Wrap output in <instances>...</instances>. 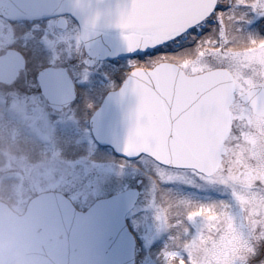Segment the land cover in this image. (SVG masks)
I'll return each instance as SVG.
<instances>
[{
    "label": "rangeland",
    "instance_id": "1",
    "mask_svg": "<svg viewBox=\"0 0 264 264\" xmlns=\"http://www.w3.org/2000/svg\"><path fill=\"white\" fill-rule=\"evenodd\" d=\"M248 19L263 25L262 17L251 15ZM25 29L0 20V55L18 47L24 50L20 52L30 54L31 50L24 44L29 37L37 44L36 53L28 57L29 68L20 73L18 80L11 85L0 84V200L22 214L30 199L55 191L86 210L99 199L137 189L139 200L127 215L139 241L136 264H166L164 253L176 250L173 240L178 236L191 253V264H210L207 245H202L199 255L194 252L209 235L195 244L185 242L195 235L198 226L189 224V218L202 222L206 218L203 207L210 204L234 213L231 220L217 214L206 218L219 225L214 233L223 222L227 224L228 234H240L241 225L244 233H259L254 224L256 218L264 219V208H259L255 204L257 200L248 194L254 192L253 183L229 178L228 173L200 183L183 171L169 172L174 179L161 180L160 170L145 157L124 161L113 157L108 150L98 149L86 126L92 105L55 112L35 82V73L41 68L68 65L80 87L91 88L90 92L95 90L86 97L95 107L106 90L119 86L131 72L130 59L88 66L78 30L59 33L51 28L39 36ZM262 55L264 49L258 48L229 57L247 59ZM163 206L168 229L157 220L158 209ZM185 228L189 229L187 236Z\"/></svg>",
    "mask_w": 264,
    "mask_h": 264
},
{
    "label": "snow or ice",
    "instance_id": "2",
    "mask_svg": "<svg viewBox=\"0 0 264 264\" xmlns=\"http://www.w3.org/2000/svg\"><path fill=\"white\" fill-rule=\"evenodd\" d=\"M249 14L264 18V0H129L119 13L116 26L127 33L131 67L125 90L137 98L135 126L123 150L151 160L161 180L174 179L168 175L173 171L200 183L224 173L246 177L241 141L253 117L264 115V62L249 65L226 50L233 38L243 36L240 25L251 23ZM222 211L227 219L234 217L230 209ZM157 220L168 229L164 206ZM189 224H198L185 240L191 244L219 228L206 218L197 223L190 217ZM234 237H229L233 244ZM247 241L233 264H264L259 252L264 236ZM174 246L164 253L166 264H191L190 251Z\"/></svg>",
    "mask_w": 264,
    "mask_h": 264
},
{
    "label": "water",
    "instance_id": "3",
    "mask_svg": "<svg viewBox=\"0 0 264 264\" xmlns=\"http://www.w3.org/2000/svg\"><path fill=\"white\" fill-rule=\"evenodd\" d=\"M128 3L129 0H0V17L21 22L69 15L79 25L84 50L94 64L129 58L124 40L127 33L116 26L119 13ZM25 65L24 57L15 50L0 56V83H14ZM36 80L53 110H65L75 100L67 68L43 69ZM128 80L129 75L119 89L105 96L90 119V127L100 146L132 161L140 156H127L123 150L135 126L137 105V98L125 90ZM138 199L139 191L128 189L80 211L62 193L45 192L31 199L21 215L0 201V264H136V239L126 216Z\"/></svg>",
    "mask_w": 264,
    "mask_h": 264
},
{
    "label": "flooded vegetation",
    "instance_id": "4",
    "mask_svg": "<svg viewBox=\"0 0 264 264\" xmlns=\"http://www.w3.org/2000/svg\"><path fill=\"white\" fill-rule=\"evenodd\" d=\"M248 17L251 18V14H249ZM5 23L11 26H14V27L23 26L28 30L26 31L25 29L23 31H26V32L33 31V34H37L39 36H42L43 33H45V30L50 31L51 28H55L56 31L59 33L69 31V30H72V31L78 30L76 23L68 16L57 17V18L44 20V21H35L32 23H22V24H11L8 22H5ZM258 23L259 22L256 20V21H252L251 24H249L248 26L240 25V27L243 29V32H242L243 36H238V37L233 38V42L228 46L226 50V54L228 56L232 57L234 53H237L240 55V53H247L252 50H256L258 48L264 49V40H257L256 42H250L249 39L247 38L248 35H252L253 37L264 39V19H263V25L258 26ZM19 39L21 40V37H19ZM34 40L35 39L31 37H29L25 41V43L22 40V43L26 44L31 50L30 54L28 52L27 53L22 52V54L25 56L27 61L29 60L28 57H30V55L36 53L37 44ZM19 51H24V50L22 49ZM34 57H36V54ZM244 60H247L249 65H256V64H260L264 62V55L259 56V57H254V58H247ZM83 62L85 63V61ZM226 63H232V60L230 59L226 61ZM28 64H29V61H28ZM65 66L69 70V66L68 65H65ZM53 67H62V66H53ZM72 79L76 87L77 99L83 96V100L84 99L86 100H84L83 103H82L83 100L79 103L76 101L73 104H71L67 109H84L83 106L87 104L86 106L92 105L93 111H94L96 107H94L92 102L86 97L91 96L90 93L95 92V90L93 92H90L91 88L80 87L76 79L75 78H72ZM119 86H117L116 88H118ZM95 88H96V85H95ZM116 88H113V89L111 88L108 91L114 90ZM107 92H105L104 95ZM87 122H88V127H89V120ZM246 132H247L246 137L241 141V145H242L241 157H242L243 168H244V171L246 172V177L240 178V179H244L245 181H248L251 184L252 183L254 184L253 186L254 192L253 193L249 192L248 194L252 196L253 200H257V203L255 202L253 203H255L259 208H264V164L261 163V161H264V118L255 115L253 119L251 120V122L248 123ZM245 196L248 198L246 193H245ZM203 208H204L203 215L206 218L212 217L214 214L215 215L217 214L219 216H225L223 215V211H222L224 209L223 206L217 208V206L210 204ZM256 221L257 223H255L254 226H255V229L259 231V233H256V234L244 233L243 239L240 238V234H235V237H234L235 244H233L232 239H229V237H232L233 234L227 233V230H226L227 224H225V222H223L224 224H221V227L217 233H212L211 235H209V237H207L205 242L201 241L200 245H203V244H205V246L207 245L208 255L212 259V261H210V264H233L234 258L238 257L242 249L246 246L248 242L247 237L252 236L253 239L255 240L257 235L264 236V219L256 218ZM225 241H227V243H225ZM229 245H232V247L229 248L228 247ZM259 252H260V257L264 258V245L260 246ZM251 264H257V260H253Z\"/></svg>",
    "mask_w": 264,
    "mask_h": 264
},
{
    "label": "clouds",
    "instance_id": "5",
    "mask_svg": "<svg viewBox=\"0 0 264 264\" xmlns=\"http://www.w3.org/2000/svg\"><path fill=\"white\" fill-rule=\"evenodd\" d=\"M208 51H209V55H212L211 51H210V50H208ZM261 163L264 164V161H261ZM173 244H175L177 248H180V247L183 246L182 241H181V239H180L179 236L176 237V238L173 240ZM201 247H202V245H197L196 248L194 249V252H195L197 255H199V252H200V248H201Z\"/></svg>",
    "mask_w": 264,
    "mask_h": 264
}]
</instances>
